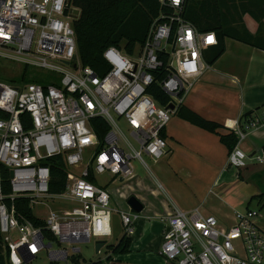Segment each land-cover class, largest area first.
Returning a JSON list of instances; mask_svg holds the SVG:
<instances>
[{"label":"built area","instance_id":"obj_1","mask_svg":"<svg viewBox=\"0 0 264 264\" xmlns=\"http://www.w3.org/2000/svg\"><path fill=\"white\" fill-rule=\"evenodd\" d=\"M159 3L170 11L153 21L145 40L131 53L113 45L104 48L98 73L79 60L74 30L79 13L69 0H0V57L59 78L58 84L51 79L47 84L0 80L4 264L31 262L43 249L50 260L67 262L69 251L52 249L53 240L74 243L110 237V194L97 175L111 174L110 182L126 180L133 176L132 159L147 167L143 153L155 160L167 153L163 132L170 115L202 74L204 50L217 40L213 32H200L185 20L184 0ZM154 83L167 96L165 105L148 93ZM120 118L139 150L123 134ZM94 127L104 130L102 138ZM223 127L240 142L249 130L264 127V103L241 117L226 118ZM246 156L236 145L228 164L243 168ZM52 159L62 164L66 175L64 190L56 194L49 191ZM257 160L262 163L263 156ZM5 186L9 194L3 192ZM16 197L28 200V215L16 209ZM50 199L66 204L39 217L43 227L35 225L26 216L37 218L34 206H46ZM119 213L123 235L130 237L139 215L131 208ZM257 216V210L246 207L234 213L229 226L201 206L188 211L174 207L162 219L160 253L175 264H264V230ZM45 230L51 237L43 234ZM78 251L72 248V254Z\"/></svg>","mask_w":264,"mask_h":264},{"label":"rangeland","instance_id":"obj_2","mask_svg":"<svg viewBox=\"0 0 264 264\" xmlns=\"http://www.w3.org/2000/svg\"><path fill=\"white\" fill-rule=\"evenodd\" d=\"M230 41H232L230 39ZM229 41V42H230ZM57 66L70 69L59 61H53ZM26 67L21 63L0 57V80L8 82L10 79L20 83L21 74ZM50 71H42L36 66L27 67V75L39 74L46 80L55 81L57 75H50ZM211 73L204 75V80L189 93L185 103L196 107L199 114L207 119L223 120V115L231 109V99L226 85L218 82L215 77H209ZM40 77V76H39ZM228 81V78L225 79ZM215 117V118H212ZM118 124L134 147L139 150V145L132 141L130 130L123 118L118 119ZM181 118L177 114L170 115V121L166 126L169 135L166 151L169 148L172 151L167 152L161 158L155 160L143 153L146 166L138 159L131 160L133 166V176L122 182L114 181L108 185L107 191L110 194L109 208L111 210L112 236L105 238V245L116 244L117 239L123 234L120 223L119 211H128L127 197L134 195L143 204L144 208L138 215H151L160 211L159 206L168 205L179 206L183 210L189 207L201 206L208 211L214 207L217 212L223 216H217L230 226L236 211H243L246 207L258 211L257 223L264 230V205L258 200L250 197L264 191V165L259 163L256 155L248 156L250 140L247 138L241 146L245 151L246 166L238 169L240 176L237 175V169L230 166L227 171L221 172L224 164L227 162L226 147L213 140L209 149L197 150L192 145L199 144L200 147L207 148L210 135H197L181 126ZM174 127V128H173ZM260 155V154H259ZM88 158V155L86 156ZM227 164V163H226ZM226 166V165H225ZM111 174L97 175L99 182L110 179ZM218 178V179H217ZM161 184V188L157 185ZM66 202L50 199L46 206L35 205L33 213L37 217H45L49 209H56L65 205ZM187 207V208H186ZM188 211V210H187ZM122 233V234H121ZM97 238L91 237L88 242H59L53 240L52 249L65 248L72 254L73 247H79L78 253L82 259L87 261H105L104 249L101 253L95 250V241ZM104 245V246H105ZM106 247V246H105ZM70 260H68V264ZM23 264H66L62 260H50L48 250L43 249L38 256L31 262Z\"/></svg>","mask_w":264,"mask_h":264},{"label":"trees","instance_id":"obj_3","mask_svg":"<svg viewBox=\"0 0 264 264\" xmlns=\"http://www.w3.org/2000/svg\"><path fill=\"white\" fill-rule=\"evenodd\" d=\"M69 3L78 8L79 15L74 20L76 35V48L79 60L83 66H90L96 72L101 73V52L107 46L113 45L121 50L131 53L141 44L147 35L149 27L161 13H167L170 8L163 6L159 0H69ZM249 14L258 24L257 34L251 33L243 21V15ZM183 17L200 32H213L217 43L204 51L203 56L208 65L213 64L225 50V39L230 38L249 46L264 50L263 19L264 0H184ZM21 74L20 83L38 82L47 84L39 74L27 75V67ZM40 76V77H39ZM16 83L15 80H9ZM59 83V78L53 81ZM148 93L162 105L167 102V96L161 88L154 83ZM180 118L196 125L206 131L219 133L223 125L219 122L207 119L198 112L182 104L176 113ZM97 121L99 119H96ZM98 138H102L104 130L94 127ZM219 141L230 152L237 143L233 133L218 134ZM264 160V144L262 145ZM49 191L60 193L65 188V171L60 162L52 159L50 162ZM8 178V175L6 176ZM3 192L9 194L8 187ZM256 199L264 205V191L250 198ZM16 209L26 215L31 210L26 198L16 197L13 200ZM37 226L43 227V221L34 216H26ZM44 235L51 237L48 231ZM130 240L124 235L117 244H108L106 249L112 254H122L129 251ZM110 256L108 260H110ZM69 264H102L101 261H87L80 255L69 257ZM0 264L4 260L0 258Z\"/></svg>","mask_w":264,"mask_h":264},{"label":"crops","instance_id":"obj_4","mask_svg":"<svg viewBox=\"0 0 264 264\" xmlns=\"http://www.w3.org/2000/svg\"><path fill=\"white\" fill-rule=\"evenodd\" d=\"M243 21L251 33L257 34L259 24L249 14L246 13L243 15ZM262 34L264 35V19H263ZM231 40L232 41H230V38L225 39V50L213 64L208 65L204 59L205 68L202 74L200 75V77L194 83V85L196 84L199 85L200 83L203 82L204 75L211 73L209 77H215L218 79V82L221 81V84L226 85L225 87L228 91V94L230 95V99H231L230 104L232 107L226 112V114L223 115L222 121L216 120V119H210V120L219 122L222 125L226 118L241 117L243 115H246L248 112L257 109L261 104L264 103V50L249 46L247 44L235 41L233 39ZM226 78H228V81H225ZM194 85L191 88V90L188 92V94L185 96L183 104H185L187 107L199 113L196 107H194V102H193V105L185 103V99L189 95V93L192 91V89L195 87ZM212 118H215V117H212ZM181 121H182V124H180L181 126L182 125L185 126L187 129H189L191 132L197 135H200V136L210 135V136H205V137H210L207 143L208 144L207 148L200 147L199 144L192 145V148H196L197 150L203 151L205 149L206 150L209 149L213 140L221 143L219 141L218 134L232 133V132H228L226 129H224V127L218 130L219 131L218 134L212 133L196 125H193L182 118H181ZM247 133H248L247 136L240 142L237 139L236 145H238V147L243 150L241 144L242 142H244V140L249 138L250 145H249L248 156L253 157L256 155V159H257V156H259V154L260 156H263L262 145L264 144V127H257L255 129L249 130ZM163 135L166 139V143L168 142V137L175 139L174 135H169L166 127L163 132ZM175 141L179 142L177 138L175 139ZM169 151H172V149L169 148ZM169 151L167 150V152ZM226 153H227V162H226L227 164L225 163L224 167L221 169L222 173L227 171L228 168L230 167V165L228 164L229 152L227 148H226ZM261 164L264 165V161ZM237 175L238 177L240 176V172L238 169H237ZM114 181H117V180H114ZM114 181L110 182L109 179H107L104 182H99V183L103 184L107 189L108 185ZM122 181L124 180H119L118 182H122ZM157 185L159 186V188H161L160 183L157 182ZM131 196H134V195H131ZM172 207L183 210V208L179 206H172ZM195 207L197 206L189 207L187 210H191ZM129 208L131 207L129 206ZM143 208H144V204H143ZM173 208L170 209V206L163 205V206H159L160 211H156L155 214H153V216L151 215L138 216L137 220L135 221L134 233L130 237H127L130 240L129 251L126 253L114 255L112 254L111 251H108L106 249L105 247L106 245L104 243L100 247V249L102 252L103 248H105L104 249L105 261H102V260H99V261H101L102 264H175L174 262L165 259L160 253L161 245L163 242L162 230L164 227V223L162 219L163 217L166 216L167 213L171 212ZM204 210L206 213L213 214L214 216L215 215L223 216L221 215L220 212H217L216 209H214V207L211 208L209 211L206 208ZM218 219L220 220L222 224L228 225V223L226 224V222H224L220 218ZM120 223H121V219H120ZM122 236L123 234L117 239V243ZM96 252L101 253L98 251ZM71 255H74V254H71ZM109 256L111 257L110 260H108ZM69 257H68V260H69ZM68 260L66 264H68Z\"/></svg>","mask_w":264,"mask_h":264},{"label":"water","instance_id":"obj_5","mask_svg":"<svg viewBox=\"0 0 264 264\" xmlns=\"http://www.w3.org/2000/svg\"><path fill=\"white\" fill-rule=\"evenodd\" d=\"M75 14L79 13L78 9L74 10ZM170 108H172V106H169ZM127 204L136 212H140L143 209V204L141 203V201L136 198L135 196H130L127 199ZM105 243V241L103 240H97L95 242V250L98 251L100 249V247Z\"/></svg>","mask_w":264,"mask_h":264}]
</instances>
